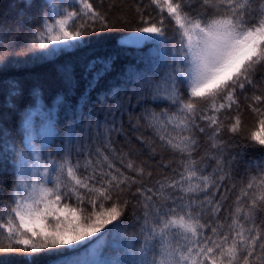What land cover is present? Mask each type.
<instances>
[{
  "label": "snow or ice",
  "instance_id": "snow-or-ice-1",
  "mask_svg": "<svg viewBox=\"0 0 264 264\" xmlns=\"http://www.w3.org/2000/svg\"><path fill=\"white\" fill-rule=\"evenodd\" d=\"M34 3L25 0V7ZM151 4L160 19L151 22L138 8L133 35L137 43L155 45V55L108 79L96 101L90 93L115 71L114 58L89 62L85 90L74 108H65L63 122L57 108L66 105V93L48 107L34 87L30 103L20 107L21 82L0 81L2 107L17 115L14 132L7 115L0 116V175L13 177L6 198L0 196V253H44L82 264L71 257L95 245L94 264H264V156L246 167L248 179L227 219L220 216L224 197L217 196L236 170L239 154L229 151L226 133L240 129V115L233 114L240 96L257 119L249 139L264 149V76H257L264 69V0ZM40 8L20 33L0 21V74L32 57L78 48L97 26L110 30L90 0L66 7L42 0ZM60 78L67 92L77 86L70 65L62 66ZM202 138L207 147L201 153ZM133 140L149 159L159 144L178 167L154 185L143 184L145 168L132 158ZM121 141L128 151L117 150ZM133 185L139 186L133 191ZM126 212L129 223L121 219Z\"/></svg>",
  "mask_w": 264,
  "mask_h": 264
},
{
  "label": "trees",
  "instance_id": "trees-1",
  "mask_svg": "<svg viewBox=\"0 0 264 264\" xmlns=\"http://www.w3.org/2000/svg\"><path fill=\"white\" fill-rule=\"evenodd\" d=\"M60 2L65 7L67 6L66 1ZM90 2L96 10L108 18L110 30L101 32L97 26L96 32L86 36L78 48L68 49L55 57L46 59L32 57L28 62L15 64L6 72L0 74V81L15 77L21 82L24 96L18 101L20 107L30 103L31 98L28 93L34 87L42 91V99L48 107L53 105L54 97L58 93H66V105L57 108L58 120L63 122L65 119V108L68 110L74 108L85 90L86 81L82 79V76L84 68L89 62L101 57L114 58L115 71L110 73L109 77L101 81L90 93L91 101H96L97 93L107 86L106 81L108 79L124 70L125 66L139 65L143 67L144 65L140 64V60L143 58L146 63L149 56L155 55L156 46L149 42L142 47L125 46L119 43V39L122 36L136 32L137 28L140 27L138 8L144 12L146 18H151V22H156L160 19L159 10L151 4V0H90ZM41 3L42 0H35L34 6L28 9L25 7V0H0V21L6 22L7 26L15 29L17 33L26 31L29 25L34 24L38 19L41 12ZM79 22L82 23L83 21ZM164 23L166 32L171 35L174 31L172 23L167 18H165ZM37 55L41 54L38 53ZM63 65H70L75 69L77 86L72 92H67L61 81L60 72ZM257 76H264V69H260L257 72ZM5 91V86L0 83V116L7 115L4 122L14 132L17 125V115L10 109L2 107ZM246 91L249 94L251 92V90ZM261 92H264V89H261ZM239 101L240 109L236 112L234 107L233 114L240 115L242 121L240 129L235 134L226 133V137L231 144L229 151L239 155L236 156L234 163L236 170L232 173L233 178L225 180L221 191L217 193V196L223 195L224 197L222 201L223 209L220 213L221 219L229 218V212L235 206L236 197L248 179V174L245 172L246 167L249 163L256 162L259 157L264 156V149H261L258 144L249 139L250 133L256 129V116L249 109V101L245 100L243 96L239 97ZM232 122L231 118L224 120L225 126ZM132 143V158L137 165H142L145 168V174L142 178V183L145 185H154L158 179L166 175L170 176V169L179 165V160L170 151L160 147L159 144L156 145L155 156L149 159L146 148H141L135 140ZM201 144L203 145L200 150L202 153L204 148L207 147L203 138L201 139ZM120 149L128 151L127 146L122 141L117 146V150L119 151ZM135 153L139 154L136 155ZM162 165H168L169 167L166 169ZM117 166L120 167L119 164ZM148 172L152 173L151 177L147 175ZM128 174L135 175V173ZM12 179L11 174L0 175V196L6 198ZM233 184L235 187H232ZM137 186L139 185H133V191ZM124 196H127L130 201L135 199L131 196V193L126 192ZM122 200L123 196L121 197ZM71 203L75 205L74 200ZM242 207L246 208L247 206L243 205L242 202ZM129 208H131V203ZM121 219L126 223L130 222L127 212ZM132 230L131 228L129 229V231ZM88 250L81 251L78 256H72L71 259L80 260L88 255ZM0 264H66V261L44 253L39 254L35 258L31 256L25 257L20 253H0Z\"/></svg>",
  "mask_w": 264,
  "mask_h": 264
},
{
  "label": "rangeland",
  "instance_id": "rangeland-1",
  "mask_svg": "<svg viewBox=\"0 0 264 264\" xmlns=\"http://www.w3.org/2000/svg\"><path fill=\"white\" fill-rule=\"evenodd\" d=\"M67 1H69L68 3L71 2V0H67ZM133 34L134 33H131V34L123 36L120 41L122 43L126 44V45H130V46H134V47H141V46H143L144 44L147 43V42H145V43H137L136 42V38H135V36ZM109 227H111V225ZM105 231H107V229H105ZM93 239H95V237ZM94 247H95V245H93L92 248H90L89 254L87 256H85V257H83V258H81L79 260V261L82 262V264H94V262L98 259L97 257H94L92 255V249Z\"/></svg>",
  "mask_w": 264,
  "mask_h": 264
}]
</instances>
